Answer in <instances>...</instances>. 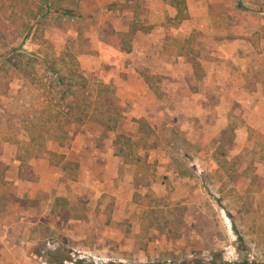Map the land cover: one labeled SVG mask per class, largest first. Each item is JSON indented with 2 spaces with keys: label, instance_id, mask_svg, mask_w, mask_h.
I'll return each instance as SVG.
<instances>
[{
  "label": "rangeland",
  "instance_id": "374dc122",
  "mask_svg": "<svg viewBox=\"0 0 264 264\" xmlns=\"http://www.w3.org/2000/svg\"><path fill=\"white\" fill-rule=\"evenodd\" d=\"M20 1L43 4L0 0L1 33L11 31ZM50 1L89 14L47 15L25 41L11 44L63 54L58 66L64 72L75 59L89 79L85 116L76 120L80 113L63 108L49 124L54 139H47L71 148L82 160V175L78 182L65 173L46 174L43 186L16 178V157L25 163L40 152L28 144L25 116L32 108L42 117L54 113L29 62L0 94L7 109L0 111V212L17 203L32 207L34 218L53 194L41 187L66 198L77 215L84 213L83 203L88 211L81 221H66L63 211L56 222L47 216L29 235L23 227L37 251L34 259L61 264L78 251L103 264H211L212 258L215 264H241L242 258L264 263V137L245 124L251 100H226L227 88L212 84L229 79L247 93L264 84V0H243L252 2L248 9L237 8L235 0H191V15L183 0ZM165 1L174 2V15H165ZM154 25L160 28L152 32ZM232 37L241 39L237 53L220 56ZM111 105L117 106L109 112L117 116L113 124L99 114ZM5 233L0 230V237L11 240Z\"/></svg>",
  "mask_w": 264,
  "mask_h": 264
},
{
  "label": "trees",
  "instance_id": "16d2710c",
  "mask_svg": "<svg viewBox=\"0 0 264 264\" xmlns=\"http://www.w3.org/2000/svg\"><path fill=\"white\" fill-rule=\"evenodd\" d=\"M42 2L43 4L34 2L31 5H28L23 1L17 3L14 7L17 8L18 14L15 16V19H10L13 25L11 31L9 33L6 32L7 34L0 32V71L4 70L2 74L4 80H1L2 85H0V87L2 90H0V94L6 92L9 82L13 77H18L14 75H19L17 73L25 69L23 68L25 67L23 65L29 64V62H33L36 65H32L33 73L37 75V80L35 79V81L38 82L39 85L45 86V97H47L45 98V101L51 103H48L50 105L48 106L54 109V113L48 111V113L42 117L39 113L37 115L36 110L33 108L28 112L31 116H29V114L28 116H25V122L28 123L29 127H23V130L27 131L28 144L32 147L36 145V149L40 151L38 153L44 151L45 158L51 168H58L68 173L76 174V171H78V164L76 161L69 160L63 153L47 150L44 146L49 137L54 139V135L50 134L53 126L49 124L51 121H55L57 115L60 112L62 113L63 108H65L67 112L73 111L76 114L80 113L81 117L78 118L74 116L76 120H80L85 116L81 111H83V102L88 100L87 98L91 95V89L87 88L89 79L78 72L75 59H73V64L68 71L64 72L61 67L58 66L59 63L64 61L63 54L55 57L52 54L49 56L46 52L42 54H37L38 51L27 52L15 48L11 43L17 38H20L21 42L25 41L28 35L30 33L32 34L37 29L42 18H45L47 15H53L65 19L74 17L84 18L89 12L66 8L59 3L51 2L50 0H42ZM236 7L244 8L239 0H236ZM6 36L10 37L8 41H5ZM114 47L123 49L120 48V44H115ZM124 50L128 51L129 48H124ZM34 67L36 68L34 69ZM38 68L40 71L37 70ZM98 86L103 88V92H108L107 87L103 84L98 83ZM2 101L3 97L0 96V111L2 112L1 115H4V113L7 112V109L5 108L6 102ZM108 107L99 114L103 116L105 121H111L113 124L117 121V116H112L109 112L110 109H115L117 106L111 105ZM112 127L113 125H109L105 129L111 130ZM31 128H34L35 135H33V131L30 130ZM2 173L3 168L0 171V177H2ZM1 181L2 180L0 179V183ZM210 262L211 264H215V258H212ZM220 264H222V262H220ZM241 264L264 263L250 262L247 258H242Z\"/></svg>",
  "mask_w": 264,
  "mask_h": 264
},
{
  "label": "crops",
  "instance_id": "0c3cea01",
  "mask_svg": "<svg viewBox=\"0 0 264 264\" xmlns=\"http://www.w3.org/2000/svg\"><path fill=\"white\" fill-rule=\"evenodd\" d=\"M124 1L128 2L129 0H124ZM153 1H154V5H157L159 2H161V0H149L150 4L153 3ZM183 1H184V5L186 4L189 14L191 15L192 13L191 0H183ZM239 1L242 4V6H244V8H247V9L248 7L246 5L252 4V2H249L248 4L246 1H243V0L242 1L239 0ZM173 3H170V1L164 2L163 5L167 13L165 15L171 16V15H174V13H176V7L174 6ZM235 5H236V0H235ZM84 11L89 12L87 10H84ZM226 17L225 19L224 17H222V21L224 20L228 21L229 19ZM158 28H160L159 25H154L152 27V32L157 31ZM232 29L233 27L228 26L227 34H229L232 31ZM240 42H241L240 38L232 37L231 40L226 41L224 42L225 44H223L224 45L223 48L226 52L222 51V54L219 53V55L223 57H231V55H233L234 52L237 53L239 49L238 45L240 44ZM217 83L220 89L227 88V91L229 92L228 96H224V95L222 96L226 100L238 101V100L247 99V98L251 100V103L249 104V106H247L248 111L250 109V112H246L245 114V119H246L245 124L251 126L253 129L257 128L258 131L264 137V91H263L264 89L262 90V86H264V84H261V82L255 83L256 84L255 91H251L247 93V92H243L241 87L239 88L236 82H233L232 80L228 79V81H223V80H220L219 78H214L212 81V84L216 85ZM202 84L207 85L209 84V82L206 81V82H203ZM192 90L194 89L192 88ZM203 93L204 92H200L198 95H202ZM220 94L221 92H219V95ZM44 147L47 150L63 153L65 157H67L69 160L76 161L78 164V171H76V174H74V173H68L58 168H51L48 165V162L45 158L44 151H43L41 153L33 154L32 156H30L31 162L28 161L24 163V161H22L20 157H16L15 159V161H17L16 162L17 163V168H16L17 177L16 178L21 183H27V182L34 181L36 182V184L43 186V183H41V180L45 182L48 181V177L46 176V174H50L54 172H59L63 174L65 173L66 175L68 174L69 178L71 179H74V178L77 179L78 177L82 175V172L80 170V165L82 163V160H79L77 157L73 155L74 153L71 150V148L67 150V147H66L65 150H62L61 148H58L59 145L57 144V142L53 140H47L45 142ZM24 165L26 168L29 169V172H28L29 174L27 172H24V170L21 168V166H24ZM5 179H9V178L5 176ZM79 180L80 178H78V182ZM41 188L43 189L40 192L45 193V192L52 191L53 194H52L50 203L42 206L39 214H37L34 218H31L30 216V210L32 211V207L25 206V205L19 206L20 204H17V203L6 204L5 208L3 207L2 211L0 212V213H3L0 215V218H4L0 222V230L3 234L8 231V235H11L12 237L11 240L2 239L0 237V264H40L39 261L34 259L35 258L34 255L36 256L37 251L35 250L34 247L32 248L31 246L32 243L26 240V236L23 233V227H27L26 234L29 235V233L31 232V229L34 227L35 224H39V223L46 224V222H42V221L44 218H48L47 216L49 217L52 216L54 222L59 220L60 218H58V215H60L62 211L65 213L67 212L66 221H71V220L81 221L82 217L83 219L85 218L84 214L87 213L88 207L79 198H77V201H81V203H83L82 205L84 208V211H83L84 213L81 216L76 214L77 208L72 206L73 204H70L69 202H67L68 200H66V198L63 199L62 196H59L60 194H57L56 192H54V189L51 188L49 190H44L46 189V187H41ZM76 196L78 197V195ZM71 229H74V228L71 227ZM77 234L72 232V235H74L75 237L77 236ZM16 239L20 241H17ZM78 239H79V235H78ZM68 245L73 246L72 243H69ZM31 251L34 253H32ZM103 263H105V260H101L100 264H103ZM46 264L48 263L46 262Z\"/></svg>",
  "mask_w": 264,
  "mask_h": 264
},
{
  "label": "built area",
  "instance_id": "2783aa9c",
  "mask_svg": "<svg viewBox=\"0 0 264 264\" xmlns=\"http://www.w3.org/2000/svg\"><path fill=\"white\" fill-rule=\"evenodd\" d=\"M70 257L63 260L61 264H77V261H88L91 262L92 264H100L101 261L99 260V258L90 255V254H85V253H79V252H72L69 255ZM230 264H236L235 262H231Z\"/></svg>",
  "mask_w": 264,
  "mask_h": 264
}]
</instances>
